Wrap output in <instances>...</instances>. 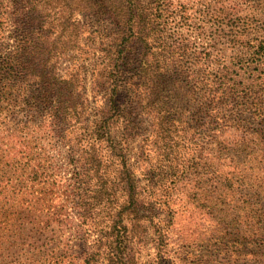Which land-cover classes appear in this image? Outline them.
Masks as SVG:
<instances>
[{
	"label": "trees",
	"instance_id": "1",
	"mask_svg": "<svg viewBox=\"0 0 264 264\" xmlns=\"http://www.w3.org/2000/svg\"><path fill=\"white\" fill-rule=\"evenodd\" d=\"M2 4L7 8L0 18V32L10 23L12 42L0 55V111L9 109L13 115L23 111L27 118L23 128L29 121L49 128L64 146L71 175L66 182L50 181L54 172L45 166L49 161L43 159L45 149L39 157L35 156L38 147L21 156L22 169L17 170L29 177L15 180L20 186L14 194L18 213L11 216L14 204L0 209L4 215L0 246L7 238L10 246L53 242L60 226L68 228L70 220L78 237L71 245L72 253H78L74 264H176L169 253L172 213L160 215L150 184L141 185L133 171L129 139L134 127L129 116L136 107L138 128L143 115L149 114L168 132L175 119L184 117L181 111L187 105L210 108L216 118L219 109L234 103L237 81L228 73L207 71L200 80L191 77L185 83L184 76L190 75L185 67L169 61L162 73H156L160 57L185 55L190 48L172 32L170 20L179 13L174 8H180L173 0H3ZM108 14L119 30L112 37L101 34L92 69L73 64L61 73L68 52H84L87 45L85 51H93L95 31L90 32L80 15L106 22ZM235 29L231 24L229 31ZM222 30L227 28L220 24L213 34ZM87 38L93 42L86 43ZM248 67L252 70L246 76L247 87L254 90L258 78L254 73L264 77V45L252 52ZM254 102L251 99L249 104ZM127 110L128 121L118 136ZM9 164L8 156L0 154V200L13 191V186L2 183L10 178V170L2 166ZM116 165L121 170L111 186L109 174ZM57 197L63 201L54 202ZM69 212L74 218L66 216ZM150 242L155 252L145 261L143 252Z\"/></svg>",
	"mask_w": 264,
	"mask_h": 264
},
{
	"label": "rangeland",
	"instance_id": "2",
	"mask_svg": "<svg viewBox=\"0 0 264 264\" xmlns=\"http://www.w3.org/2000/svg\"><path fill=\"white\" fill-rule=\"evenodd\" d=\"M173 1L180 8H174L179 13L170 20L172 32L189 43L190 48L185 55L169 59L160 57L156 73H162L168 61L185 67L190 74L184 76L185 83L191 77L200 80L207 71L219 76L228 73L238 83L235 101L219 109L216 118H212L210 108L205 111L198 103L187 105L181 111L184 117L175 119L169 132L165 125L159 127L149 114L143 115V123L138 128L137 108L134 107L136 111L131 116L128 110L124 113L117 134H123L127 116L131 117L130 125L134 128L129 139V157L134 163L133 171L141 179V185L150 184V193L160 203V215L172 213L169 253L176 264H264V77L254 73L258 77L254 90L247 87L246 81L252 70L248 67L252 52L264 45V2ZM2 2L0 0V18L7 8ZM183 4L186 8H182ZM107 16L105 22L80 15L87 21L90 32L95 31L93 51L86 52L87 45L82 49L84 52H68L60 64L61 73L73 64H82L85 70L92 69L91 62L98 55L101 34L112 37L119 30L110 15ZM220 24L227 30L213 34ZM231 24L236 27L233 32L229 31ZM10 28V23H6L4 31L0 32V55L11 47ZM85 41L93 42L90 38ZM87 76L89 91L90 71ZM248 96L255 100L253 104H249ZM89 98L91 106H95L91 93ZM159 104L154 113H158ZM3 109L0 111V154L9 158L10 164L2 167L10 170V178L3 179L2 183L13 186L14 193L7 191V199L0 200V209L14 204L9 209L14 216L13 212L17 214L20 210L15 197L20 186L15 180L29 177L17 169H22L20 157L28 155L32 151L30 148L36 150L38 147L35 152L38 157V152L45 149L43 159H49L45 166L51 167L50 173L54 172L50 181L56 178L58 182H66L71 167L66 162L63 144L49 128L31 121L23 128L27 121L23 111L13 115L9 109ZM120 170L119 165L110 170L111 186H115ZM60 201H63L60 197L54 200ZM66 216L72 219L73 212ZM3 218L0 211V220ZM66 222L68 228L60 226L53 242L10 246L9 238L3 240L0 264H74L78 253H72L71 245L78 237L72 221ZM146 248L142 256L145 261L155 252L151 242Z\"/></svg>",
	"mask_w": 264,
	"mask_h": 264
}]
</instances>
